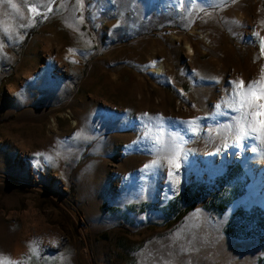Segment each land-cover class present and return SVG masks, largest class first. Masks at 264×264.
I'll return each mask as SVG.
<instances>
[{
  "label": "rangeland",
  "instance_id": "374dc122",
  "mask_svg": "<svg viewBox=\"0 0 264 264\" xmlns=\"http://www.w3.org/2000/svg\"><path fill=\"white\" fill-rule=\"evenodd\" d=\"M262 38L264 0H0L5 264H264V137L229 107Z\"/></svg>",
  "mask_w": 264,
  "mask_h": 264
},
{
  "label": "snow or ice",
  "instance_id": "6c2138e0",
  "mask_svg": "<svg viewBox=\"0 0 264 264\" xmlns=\"http://www.w3.org/2000/svg\"><path fill=\"white\" fill-rule=\"evenodd\" d=\"M180 2L182 4L184 0H180ZM12 7L15 8L16 5L13 4ZM31 10L35 11V9ZM262 41H264V38H262ZM262 50H264V47H262ZM229 83L232 86L230 92L232 103L229 107L231 108V113L237 114L231 117L236 122L233 146L241 147L246 141H254L259 137H264V66L261 68V75L258 80L250 81L247 85H245L243 79L230 81ZM257 86H259L258 95L256 92ZM257 101H259V103H257ZM217 107H219V105ZM257 108H259L260 111L257 112ZM231 113L228 114L231 116ZM257 116L259 117L258 121L255 120ZM192 123H195V121ZM257 123L259 125L258 127ZM158 127L161 132L166 131L162 123ZM192 132L195 133L196 129L192 128ZM257 134H259V137ZM76 136L79 137L80 133L77 132ZM145 139L148 140L147 137ZM150 143L153 145L148 148L150 153L152 151L159 153L165 147L159 144L158 138L151 139ZM168 147L173 152L179 148L175 137L169 135ZM219 150L220 149H217V151ZM48 159L51 160V157H48ZM152 167L154 171H158L162 166L159 161H154ZM176 167L179 168L180 164L177 163ZM147 168H149V165H145V169ZM168 174L171 175L170 172ZM0 264H5L3 258H0Z\"/></svg>",
  "mask_w": 264,
  "mask_h": 264
},
{
  "label": "trees",
  "instance_id": "16d2710c",
  "mask_svg": "<svg viewBox=\"0 0 264 264\" xmlns=\"http://www.w3.org/2000/svg\"><path fill=\"white\" fill-rule=\"evenodd\" d=\"M191 200H193V202H192V204H191V207H194L195 205H196V200L195 199H191ZM223 209V208H222Z\"/></svg>",
  "mask_w": 264,
  "mask_h": 264
},
{
  "label": "bare ground",
  "instance_id": "6f19581e",
  "mask_svg": "<svg viewBox=\"0 0 264 264\" xmlns=\"http://www.w3.org/2000/svg\"><path fill=\"white\" fill-rule=\"evenodd\" d=\"M157 71H158L159 73H161V71H162V68H159ZM16 86H17V84H16Z\"/></svg>",
  "mask_w": 264,
  "mask_h": 264
}]
</instances>
